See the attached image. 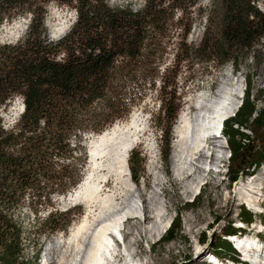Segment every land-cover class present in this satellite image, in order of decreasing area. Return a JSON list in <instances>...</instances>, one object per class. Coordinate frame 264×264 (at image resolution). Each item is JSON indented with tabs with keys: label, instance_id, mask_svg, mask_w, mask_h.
I'll list each match as a JSON object with an SVG mask.
<instances>
[{
	"label": "trees",
	"instance_id": "1",
	"mask_svg": "<svg viewBox=\"0 0 264 264\" xmlns=\"http://www.w3.org/2000/svg\"><path fill=\"white\" fill-rule=\"evenodd\" d=\"M51 1L76 11L75 20L57 40L49 39L44 25L45 7ZM257 1L211 0L206 11L202 12L201 7L203 35L196 47L188 49L189 53L201 61H212L216 68L231 62L237 69L240 54L264 36V9L256 7ZM162 3L146 0L143 7L133 10L128 4H110L108 0H0V24L29 13L24 38L0 43V106L16 95L24 103L11 126H4L0 118V264H37L42 248L39 240L66 229L68 221L62 217L69 209L60 211L53 197L56 193L66 194L69 187L79 183L87 154L82 144L85 132L100 131L106 124L94 119L109 112L111 121L115 107L127 105L125 78L139 74L135 64L145 57L147 46L153 47L150 37L164 21ZM166 78L161 80L163 90L169 86ZM245 78L242 103L223 122L221 130L229 150V185L239 177L253 175L264 162V105L258 106L259 100L264 101V90L257 89L253 94V73ZM164 92L155 124L162 126L161 157L167 167L172 139L167 122L176 118L179 105L174 93ZM73 153L79 154L80 163L60 162ZM127 163L130 178L137 184L145 173L140 147L130 150ZM202 196L199 193L176 209L159 239L161 243L180 235L182 210L198 207ZM26 205L37 223L35 241L25 234ZM43 206L49 209L41 217ZM239 219L251 223L254 213L242 206ZM238 231L232 221L224 224L211 244V252L237 260L236 250L226 236ZM206 240L203 234L200 241L205 244ZM28 241L31 255L26 253Z\"/></svg>",
	"mask_w": 264,
	"mask_h": 264
},
{
	"label": "rangeland",
	"instance_id": "2",
	"mask_svg": "<svg viewBox=\"0 0 264 264\" xmlns=\"http://www.w3.org/2000/svg\"><path fill=\"white\" fill-rule=\"evenodd\" d=\"M145 1L108 0V3L128 4L133 10H138L143 7ZM210 3L211 0H163L161 7L164 11V21L160 23L161 28L155 30L150 37V42L154 43L153 47L147 46L144 51L145 57L139 58V61L135 64L134 68L139 71V74L132 79L129 77L125 78L127 79L126 88L124 87L127 93L125 96L127 105L120 104L115 107V117L111 121L110 118L108 119L109 112L94 119L106 124L100 131L88 130L85 132L82 141L87 153L89 141L104 129L112 127L115 123L126 121L134 113L140 123V137L134 147H140L142 150L145 159L144 175L140 176L137 184L131 178L128 179L127 176L123 178L118 177L115 182L109 181L106 183L108 188L116 186V188H120L122 191L120 193L122 196L120 195L118 199V204L121 208L134 209V207H139L141 209L140 212L138 211L126 217V219H130V222H126L125 219L121 223L119 234L122 240L118 242L116 236H114L112 245L114 253L120 251L127 257V261H133L134 264H212L204 261L203 258L206 253L212 251L211 244L215 241V237L221 234L224 224L228 221H232L233 224L241 222L238 221L240 207L245 206L235 191L236 183L239 184L241 180L245 182L250 181L260 169H264L263 162L255 174L251 175L253 178L248 179V176H242L235 183L229 185L225 173L227 166L226 153L228 149L227 145H225L226 141L221 134L215 139V142H224V147L216 149L221 154L223 161L222 163L218 162V166L213 167L214 169L218 167L216 172H210L206 175L198 192L203 195L198 207L182 210L180 235L174 240L163 243L159 241L161 236L155 240L152 239L148 229L157 226V223L160 222V217H170L173 219L176 209L181 207L184 202L192 201L198 194L195 193L196 195L193 197L189 192H186L185 188L191 182L192 177L179 178L177 165L170 163V158L172 155H175V126L180 115L184 111L188 113L192 110L190 106H192V103L200 94H205V98L206 96L209 99L212 98L213 92L218 88L217 86L221 78L238 80L240 88L243 89L246 75L253 73L252 93L256 94L257 89L264 90V36L252 49L240 54L237 69L233 67L231 62H227L216 68L212 61H201L189 53L188 49L196 47L203 35L204 17L201 16V7H203L202 12L206 11ZM255 4L259 9H264V0H258ZM45 11L44 25L50 40H57L64 34L53 38L51 34L53 27L64 24L68 30L76 17V11L73 7L56 1L49 2L45 7ZM28 22L29 13L3 20L2 24H0V43H13L23 39ZM187 28H189L188 32H186ZM149 48L152 51L147 54ZM144 62L145 69L142 68ZM168 70L170 72H167ZM164 77H167L165 80L166 84L169 83V86L165 88L166 90H163L161 81L162 79L164 80ZM164 91H169L171 94L174 93L175 97H177L175 101L179 105L176 118L171 122H167V127L168 124L171 126L172 136L169 145L170 154L167 167L161 157L163 138L160 135V130L162 126L158 127L155 124V119L158 118L161 111L159 109L160 100L165 94ZM21 99L19 95H16L6 105L0 106V118L4 126H11L17 120L20 115L18 112H21L19 110ZM205 104L208 106L213 105L212 101H206ZM263 105L264 101L259 100L258 106L262 107ZM95 107L99 108L100 105L96 103ZM160 120L164 124L163 118L161 119L160 117ZM72 140L75 142L76 138H72ZM72 155L69 158H62L60 162L66 164L80 163L77 159L79 154L73 153ZM84 162L77 182H80L87 173L88 154H86ZM174 178L177 179L174 180ZM73 187H69L68 191ZM66 194L56 193L53 198L55 205L60 211L69 209L67 215H63L62 217L65 221H68V225L65 230H57L48 237H42L39 240L42 242V247L51 236H55L56 234H60L56 235V237L62 236L64 240H67L71 230L84 219L86 208L80 203L71 202L69 198L67 199ZM143 206H147L144 212L142 211ZM25 207L23 209L25 214V234L28 238H31V241H35L37 235L34 233V230L37 227V223L32 219L31 214L27 210V205ZM48 209V206H43L40 216L44 217ZM146 210L148 211L146 212ZM111 211L110 209L106 212H98L99 214H108ZM262 212H264V209L261 212H257L255 209L253 212L254 222L252 223V229L250 226L249 231L243 229L242 233L239 232L235 238L242 236L244 238L242 241H244L247 238L244 236L256 237L254 230L261 231L264 229V226H261L264 223V213ZM145 214L150 215L152 218L148 217V219H145ZM216 217H220L221 219L215 222ZM260 218L263 223L259 222ZM258 222L260 223V227L253 230L254 223ZM125 233H127L126 236ZM203 234L207 238L205 244L200 241ZM258 236L260 239H264V235L259 234ZM238 242H240L239 239ZM66 245L68 246V242ZM81 245L83 248L84 244L82 242L80 247ZM238 248L240 249V247ZM61 251L62 249L60 251L56 250V252ZM26 253L32 254L31 243L29 241L26 246ZM61 254L59 258L55 255V258L57 257L56 259L59 260L62 257ZM78 257L77 254L75 258ZM245 258L248 259L247 257ZM250 260L252 261L251 258ZM217 264L226 263L218 260Z\"/></svg>",
	"mask_w": 264,
	"mask_h": 264
},
{
	"label": "bare ground",
	"instance_id": "3",
	"mask_svg": "<svg viewBox=\"0 0 264 264\" xmlns=\"http://www.w3.org/2000/svg\"><path fill=\"white\" fill-rule=\"evenodd\" d=\"M66 30L64 24H59L53 27L52 37L62 35ZM217 87L210 99L207 96L205 98V94L196 97L190 106L192 110L188 113L184 111L175 126V155L170 158V163L177 165L179 178L192 177L185 188L190 195L198 191L208 173L216 172L218 167L215 169L213 167L218 166V162L222 163V156L216 149L224 147L226 142L224 145V142H215V139L221 135L226 117L234 115L239 108L241 88L238 80L221 78ZM206 101H212L213 105H206ZM22 107L21 101L19 110L22 111ZM140 132V123L134 113L126 121L115 123L92 137L87 147V173L67 194V199L69 198L71 202L80 203L86 208L84 219L71 230L67 240L63 239L61 251L63 253L50 251L51 259L44 254L41 264H49L48 260L50 264H123V262L134 264L133 261H127V257L120 251L114 253L112 245L115 233L120 238L119 227L123 220L131 214L140 212L141 209L121 208L118 199L122 191L116 186L108 188L106 182H115L118 177L124 176L130 179L127 159L130 150L138 143ZM251 178L253 177L248 176V179ZM235 191L248 208L261 212L264 209L261 204V199H264V169H260L250 181L241 180L239 184L236 183ZM145 208L147 206H143V212ZM110 209L112 211L108 214L98 212H106ZM148 217L152 218L145 214L144 218L148 219ZM170 219V217H160L157 226L148 229L152 239L162 236ZM126 222H130V219H126ZM254 224L253 229L260 227L259 222ZM244 237H247L244 241L242 236L237 238L240 241L238 242L240 251L248 259L251 258L253 264H264V240L260 243V240L257 239L258 242L254 236ZM81 242L84 244L83 248L82 245L80 247ZM54 253L58 258L60 254L62 257L58 260ZM77 254L79 257L75 258Z\"/></svg>",
	"mask_w": 264,
	"mask_h": 264
},
{
	"label": "water",
	"instance_id": "4",
	"mask_svg": "<svg viewBox=\"0 0 264 264\" xmlns=\"http://www.w3.org/2000/svg\"><path fill=\"white\" fill-rule=\"evenodd\" d=\"M22 106H23V107H22V111H23V109H24V103H23V101H22ZM236 110H237V109H236ZM22 111H21V112H22ZM21 112H20V113H21Z\"/></svg>",
	"mask_w": 264,
	"mask_h": 264
}]
</instances>
